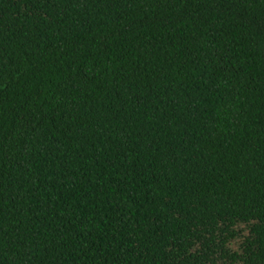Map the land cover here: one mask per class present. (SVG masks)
<instances>
[{
	"label": "trees",
	"instance_id": "obj_1",
	"mask_svg": "<svg viewBox=\"0 0 264 264\" xmlns=\"http://www.w3.org/2000/svg\"><path fill=\"white\" fill-rule=\"evenodd\" d=\"M0 264H264V0H0Z\"/></svg>",
	"mask_w": 264,
	"mask_h": 264
}]
</instances>
